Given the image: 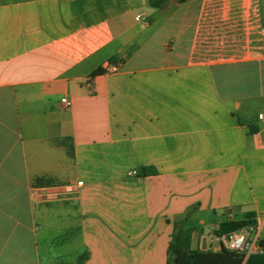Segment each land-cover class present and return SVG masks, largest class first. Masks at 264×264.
I'll return each instance as SVG.
<instances>
[{
	"label": "crops",
	"instance_id": "obj_1",
	"mask_svg": "<svg viewBox=\"0 0 264 264\" xmlns=\"http://www.w3.org/2000/svg\"><path fill=\"white\" fill-rule=\"evenodd\" d=\"M263 112L264 0H0V264H166L187 214L263 238Z\"/></svg>",
	"mask_w": 264,
	"mask_h": 264
},
{
	"label": "trees",
	"instance_id": "obj_2",
	"mask_svg": "<svg viewBox=\"0 0 264 264\" xmlns=\"http://www.w3.org/2000/svg\"><path fill=\"white\" fill-rule=\"evenodd\" d=\"M170 1L148 0V5L159 9L164 8ZM180 1L186 2L187 0ZM102 72L103 70L99 69L93 75H100ZM52 144L64 148L69 158L73 157L74 145L72 138L55 139ZM34 184L38 187H46L53 186L56 183L50 178L38 177L35 179ZM190 219L191 216L187 214L175 222V231L168 248L166 264H264V237L258 240L262 252L248 257L243 253L229 251L224 246H221L219 251L200 249L193 245V235L198 231V228L187 226ZM247 227H257L256 217L253 213H248L243 219L222 222L215 231V235L219 238ZM86 259V256L83 255L74 264H85Z\"/></svg>",
	"mask_w": 264,
	"mask_h": 264
},
{
	"label": "built area",
	"instance_id": "obj_3",
	"mask_svg": "<svg viewBox=\"0 0 264 264\" xmlns=\"http://www.w3.org/2000/svg\"><path fill=\"white\" fill-rule=\"evenodd\" d=\"M140 18V16L137 17V20ZM121 62H108L105 64V71L106 73H115L119 70L121 66ZM92 79L89 78L86 81L87 88L92 91L93 90V83L91 81ZM70 102L66 99H63V106L68 108L70 106ZM259 119L264 120V112L259 114ZM129 175H136V172H130ZM84 184L83 181H80L77 183V186H82ZM254 228L253 227H247L243 228L239 231H234L229 234L223 235L218 238L220 245L224 246L229 251L239 252L246 255V257L258 254L262 252V249L260 248L258 244L259 235H253Z\"/></svg>",
	"mask_w": 264,
	"mask_h": 264
},
{
	"label": "rangeland",
	"instance_id": "obj_4",
	"mask_svg": "<svg viewBox=\"0 0 264 264\" xmlns=\"http://www.w3.org/2000/svg\"><path fill=\"white\" fill-rule=\"evenodd\" d=\"M186 6H188V5H184V8H186ZM204 217H205V220H206L205 222L206 223L204 224L203 227H205V229L212 228L215 225L214 221H218V222L226 221V218L223 216V214L217 215V218L214 217L213 215L204 216ZM194 225H198V224H196L195 220H193V222H192V220H190V222H189V224L187 226H194ZM198 227H201V226L198 225ZM254 234L255 233L253 232V235ZM263 236H264V231H263ZM67 261H69V258H68Z\"/></svg>",
	"mask_w": 264,
	"mask_h": 264
}]
</instances>
